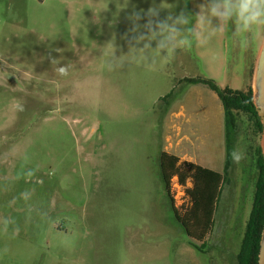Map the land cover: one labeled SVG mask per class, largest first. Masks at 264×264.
Wrapping results in <instances>:
<instances>
[{
	"label": "rangeland",
	"instance_id": "obj_1",
	"mask_svg": "<svg viewBox=\"0 0 264 264\" xmlns=\"http://www.w3.org/2000/svg\"><path fill=\"white\" fill-rule=\"evenodd\" d=\"M204 2L0 0V264H238L264 134L238 115L233 149L246 159L232 160L202 250L176 218L160 153L180 97L187 115L208 117L218 104L224 125L221 102L203 86L180 91L181 80L255 95L264 30L235 37L230 25L206 48L178 51L154 68L108 67L112 44L116 57L129 51L134 11L194 15ZM54 59L70 65L67 76L55 73ZM173 89L175 99L162 105Z\"/></svg>",
	"mask_w": 264,
	"mask_h": 264
},
{
	"label": "trees",
	"instance_id": "obj_2",
	"mask_svg": "<svg viewBox=\"0 0 264 264\" xmlns=\"http://www.w3.org/2000/svg\"><path fill=\"white\" fill-rule=\"evenodd\" d=\"M202 84L214 91L220 98L225 114L227 158L224 174L203 168L193 163H181L179 158L161 153L160 165L162 178L170 199V184L177 177L182 185L191 181L187 189L190 205L179 212L174 208L176 218L187 228L188 234L200 242V250L204 248L205 241L214 224L216 206L226 177L230 170L233 151V131L238 129V115L245 114L250 117L257 134H263L264 127L254 103L253 89L233 90L222 87L214 80L206 78H185L180 82V91L187 85ZM180 91L178 93H180ZM177 95L176 89L165 96L162 105H169ZM258 179L256 195L242 245L237 256L238 264H258L261 251V241L264 232V152L261 146L257 149ZM174 207V205H173Z\"/></svg>",
	"mask_w": 264,
	"mask_h": 264
},
{
	"label": "clouds",
	"instance_id": "obj_3",
	"mask_svg": "<svg viewBox=\"0 0 264 264\" xmlns=\"http://www.w3.org/2000/svg\"><path fill=\"white\" fill-rule=\"evenodd\" d=\"M160 7L172 8L168 4ZM198 8L194 15L183 10L179 14L169 11L162 19L160 8L155 6L146 12L134 11L130 16L133 36L129 41V51L116 57L112 44L109 69L122 68L125 63L154 68L161 60L174 58L178 51H188L194 46L206 48L214 39L222 37L230 25H234L232 34L235 37L246 36L254 29L264 30V0H205ZM144 17H147L146 23L140 24ZM52 64L59 76L69 74L70 65L57 67L60 61L55 59ZM18 107L22 110V106ZM231 157L234 163L239 164L246 159V151L237 146ZM24 195L27 198V194Z\"/></svg>",
	"mask_w": 264,
	"mask_h": 264
},
{
	"label": "crops",
	"instance_id": "obj_4",
	"mask_svg": "<svg viewBox=\"0 0 264 264\" xmlns=\"http://www.w3.org/2000/svg\"><path fill=\"white\" fill-rule=\"evenodd\" d=\"M188 86L191 89L203 86L205 90L203 92L201 90L202 93L215 101L216 104L217 99L221 102L218 95L205 85L192 84ZM180 98L172 103L169 115L164 122L161 153H167L179 158L180 164L193 163L224 174L227 147L223 105L224 125L222 126V110L218 104L215 112H211L208 117L206 113L199 111L187 115V109Z\"/></svg>",
	"mask_w": 264,
	"mask_h": 264
},
{
	"label": "built area",
	"instance_id": "obj_5",
	"mask_svg": "<svg viewBox=\"0 0 264 264\" xmlns=\"http://www.w3.org/2000/svg\"><path fill=\"white\" fill-rule=\"evenodd\" d=\"M191 187V181L187 185H182L177 177L173 178L170 184L171 201L179 212H184L190 205V198L187 195V189Z\"/></svg>",
	"mask_w": 264,
	"mask_h": 264
},
{
	"label": "water",
	"instance_id": "obj_6",
	"mask_svg": "<svg viewBox=\"0 0 264 264\" xmlns=\"http://www.w3.org/2000/svg\"><path fill=\"white\" fill-rule=\"evenodd\" d=\"M256 67H257L256 68V73H257V71L259 69H261L263 102H261V104H258L260 109H258V107L256 105L257 101L256 102L254 101V103H255V105L257 107L259 116L261 118V121H262V124H263V127H264V43H263L262 49L260 51V55H259ZM256 73H255V76H256ZM253 97H254V100H255L256 97H255L254 93H253ZM263 134H264V132H263ZM258 264H264V232H263L262 241H261V251H260V255H259V263Z\"/></svg>",
	"mask_w": 264,
	"mask_h": 264
},
{
	"label": "bare ground",
	"instance_id": "obj_7",
	"mask_svg": "<svg viewBox=\"0 0 264 264\" xmlns=\"http://www.w3.org/2000/svg\"><path fill=\"white\" fill-rule=\"evenodd\" d=\"M255 97L258 104H260L261 101L263 102L261 69L257 71L255 76Z\"/></svg>",
	"mask_w": 264,
	"mask_h": 264
},
{
	"label": "flooded vegetation",
	"instance_id": "obj_8",
	"mask_svg": "<svg viewBox=\"0 0 264 264\" xmlns=\"http://www.w3.org/2000/svg\"><path fill=\"white\" fill-rule=\"evenodd\" d=\"M263 43H264V42H263ZM262 46H263V45H262ZM262 46H261V48H260V50H259V53H260V51H261V49H262ZM259 53H258V56H259ZM258 56H257V57H258ZM255 64H256V61H255Z\"/></svg>",
	"mask_w": 264,
	"mask_h": 264
}]
</instances>
